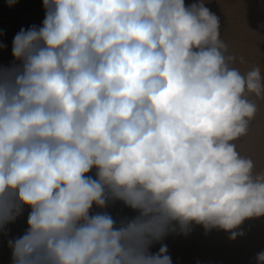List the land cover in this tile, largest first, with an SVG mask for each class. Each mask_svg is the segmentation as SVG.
<instances>
[{
    "label": "clouds",
    "instance_id": "9594fccd",
    "mask_svg": "<svg viewBox=\"0 0 264 264\" xmlns=\"http://www.w3.org/2000/svg\"><path fill=\"white\" fill-rule=\"evenodd\" d=\"M42 4L0 64V233L29 210L11 264H173L169 235L235 240L264 217V172L235 143L264 77L232 66L204 0Z\"/></svg>",
    "mask_w": 264,
    "mask_h": 264
},
{
    "label": "bare ground",
    "instance_id": "6f19581e",
    "mask_svg": "<svg viewBox=\"0 0 264 264\" xmlns=\"http://www.w3.org/2000/svg\"><path fill=\"white\" fill-rule=\"evenodd\" d=\"M194 0H185L190 4ZM205 6L214 12L221 23V38L228 46L229 54L236 57L233 67L241 73L258 65L264 77V0H204ZM45 16L42 0H16L10 6L8 0H0V64L9 65L13 37L21 28L41 26ZM240 57L244 58L242 63ZM248 99L257 105L255 117L250 121L247 135L235 141L242 156L251 158L256 173L264 164V97L248 94ZM93 173H90L94 175ZM264 172V170L262 171ZM28 209L15 223L9 224L0 233V264H11L8 240L26 230ZM93 211H101L94 207ZM105 211L117 221L134 213L120 202L110 204ZM264 217L244 221L240 226L243 236L230 240V233L213 229L205 233L201 226H194L188 235L171 234L167 244L173 264H257V253L264 251ZM159 244L153 247L158 250ZM257 251V252H256Z\"/></svg>",
    "mask_w": 264,
    "mask_h": 264
},
{
    "label": "rangeland",
    "instance_id": "374dc122",
    "mask_svg": "<svg viewBox=\"0 0 264 264\" xmlns=\"http://www.w3.org/2000/svg\"><path fill=\"white\" fill-rule=\"evenodd\" d=\"M263 161H264V158H263ZM264 170V164H262V168L259 170V172H262ZM264 221V220H263ZM257 252V251H256ZM244 264V263H242Z\"/></svg>",
    "mask_w": 264,
    "mask_h": 264
}]
</instances>
